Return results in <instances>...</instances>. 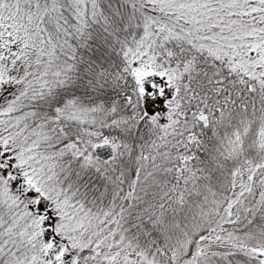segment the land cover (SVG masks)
Returning <instances> with one entry per match:
<instances>
[{"label":"snow or ice","instance_id":"6c2138e0","mask_svg":"<svg viewBox=\"0 0 264 264\" xmlns=\"http://www.w3.org/2000/svg\"><path fill=\"white\" fill-rule=\"evenodd\" d=\"M0 264H264V0H0Z\"/></svg>","mask_w":264,"mask_h":264}]
</instances>
